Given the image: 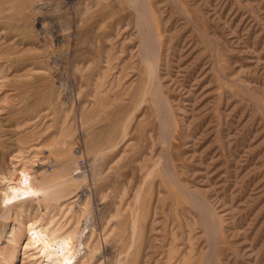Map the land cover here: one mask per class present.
Returning a JSON list of instances; mask_svg holds the SVG:
<instances>
[{
	"label": "rangeland",
	"instance_id": "1",
	"mask_svg": "<svg viewBox=\"0 0 264 264\" xmlns=\"http://www.w3.org/2000/svg\"><path fill=\"white\" fill-rule=\"evenodd\" d=\"M63 245L264 264V0H0V264Z\"/></svg>",
	"mask_w": 264,
	"mask_h": 264
},
{
	"label": "bare ground",
	"instance_id": "2",
	"mask_svg": "<svg viewBox=\"0 0 264 264\" xmlns=\"http://www.w3.org/2000/svg\"><path fill=\"white\" fill-rule=\"evenodd\" d=\"M58 249L61 251V252H63L62 254H60V255H57V257H58V259H59V263L60 264H72V261H71V259H70V255L69 256H67V253H68V248H67V246H65V245H63L62 247H58ZM59 251V252H60ZM48 254H52V253H48ZM54 255V254H53ZM56 257V256H55ZM38 264H54L52 261H48V262H44V261H42V262H38ZM55 264H57V263H55Z\"/></svg>",
	"mask_w": 264,
	"mask_h": 264
}]
</instances>
